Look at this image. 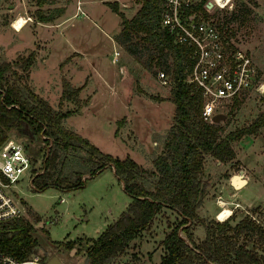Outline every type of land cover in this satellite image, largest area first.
Wrapping results in <instances>:
<instances>
[{"label":"rangeland","instance_id":"374dc122","mask_svg":"<svg viewBox=\"0 0 264 264\" xmlns=\"http://www.w3.org/2000/svg\"><path fill=\"white\" fill-rule=\"evenodd\" d=\"M38 1L0 0V62H10L16 71L10 80L26 96H30L27 87L54 110H70L71 114L62 120L65 127L104 153L132 158L146 169L141 179L150 188L155 180L149 173L152 159L161 152L172 122L171 85L159 83L156 64L152 62L147 70L113 41L120 29V18L106 4L116 2L118 10L130 18L142 0H84L83 12L75 9L78 0H44L40 4ZM56 8L62 10L60 15ZM17 15L27 20L18 30L12 27ZM38 16L52 18L41 22ZM222 16L227 18L229 14ZM229 23L234 41L251 54L264 80V0H238L235 18ZM114 50L119 52L115 62ZM30 53L32 64L25 72L23 58ZM62 78L81 89L75 98L59 104ZM222 110L225 118L218 122L222 134L248 125L264 110V91L250 90L227 102ZM6 135L26 149L44 147L43 141H29L14 128L7 130ZM231 147L234 155L228 161L205 156L201 173L204 195L196 208L197 215L206 221H222L216 216L226 207L231 224L248 218L264 228V125L232 141ZM40 155L34 157V167L40 165ZM86 156L85 151L66 152L63 174L86 173ZM239 169L250 180L237 190L230 187L228 178ZM26 185L27 175L23 174L12 188L21 207L17 217L31 225L36 240L33 251L43 257L56 255L62 264H83L86 239L97 238L130 202L109 167L68 191L53 187L34 191ZM179 219L173 210L162 207L148 227L107 264H157L163 251L161 241ZM189 231L195 242L204 237L203 226L195 220ZM235 239L264 260L260 250L264 241L257 234L241 233ZM68 241L76 243L68 248L64 245Z\"/></svg>","mask_w":264,"mask_h":264},{"label":"trees","instance_id":"16d2710c","mask_svg":"<svg viewBox=\"0 0 264 264\" xmlns=\"http://www.w3.org/2000/svg\"><path fill=\"white\" fill-rule=\"evenodd\" d=\"M106 4L120 18V29L113 36L114 41L147 70L153 62L171 79L172 122L163 139L161 152L152 159L153 168L149 170L155 177L152 186L149 188L143 183L141 178L146 169L132 158L104 153L79 133L65 127L62 120L71 114L70 110H54L27 87L30 96H26L24 90L10 80L16 71L7 61L0 62V144L7 138L6 131L12 128L29 141H43V149L38 146L25 148L32 162L41 153L40 171L31 178L34 191L46 187L72 190L105 167L113 170L130 202L97 238L86 239L85 256L89 264H107L116 259L129 241L148 227L162 207L173 210L180 219L162 239L163 251L157 264H264L254 250L235 239L243 233L248 236L257 234L258 239L264 241L262 226L248 218L234 224L230 223V217L222 221H206L196 212L204 195L201 173L205 156L222 162L232 159L231 142L263 126L264 110L248 125L225 134H222L218 122H204L199 115L201 97L184 81L183 62L187 48L174 43L172 35L161 25L162 0H142L130 18L118 10L116 2L107 1ZM55 11L58 15L62 13L59 8ZM51 18L38 16L41 22ZM234 18L235 10L227 18L222 17L227 23ZM32 58V53L23 58L25 72L32 64ZM79 89L62 78L59 104L62 100L75 98ZM77 150L87 154L89 166L86 173L63 174L66 152ZM193 220L204 229V237L198 242L193 240L189 231ZM75 243L68 241L64 245L71 248ZM35 245L31 225L24 218L0 222V250L24 258L33 252ZM260 250L264 252V245Z\"/></svg>","mask_w":264,"mask_h":264},{"label":"built area","instance_id":"2783aa9c","mask_svg":"<svg viewBox=\"0 0 264 264\" xmlns=\"http://www.w3.org/2000/svg\"><path fill=\"white\" fill-rule=\"evenodd\" d=\"M238 0H162L161 25L172 35L173 42L187 48L183 62L184 81L201 97L200 118L213 123L212 117L223 113L225 104L250 91H264L262 74L251 54L233 39L230 23L222 14L235 10ZM77 10L81 11L79 6ZM119 52L113 51L112 61ZM156 78L161 85L171 79L162 69ZM25 148L13 139L0 144V222L20 215L21 207L12 188L21 175L31 178L40 171L34 167ZM49 257L32 252L24 258L0 250V264H48Z\"/></svg>","mask_w":264,"mask_h":264},{"label":"water","instance_id":"95a60500","mask_svg":"<svg viewBox=\"0 0 264 264\" xmlns=\"http://www.w3.org/2000/svg\"><path fill=\"white\" fill-rule=\"evenodd\" d=\"M225 118L224 113H217L212 117L213 122H219L220 120ZM246 182V179L242 176V170L239 169L237 173L232 174L230 176V183L233 187L237 188L244 184ZM48 264H62L60 259L56 255H51L48 258ZM83 264H89L88 258L85 256Z\"/></svg>","mask_w":264,"mask_h":264},{"label":"bare ground","instance_id":"6f19581e","mask_svg":"<svg viewBox=\"0 0 264 264\" xmlns=\"http://www.w3.org/2000/svg\"><path fill=\"white\" fill-rule=\"evenodd\" d=\"M26 21L27 20L22 15H17L12 21V27L18 30L26 23ZM229 214V209L225 207L222 211L217 214L216 217L218 220H224Z\"/></svg>","mask_w":264,"mask_h":264},{"label":"crops","instance_id":"0c3cea01","mask_svg":"<svg viewBox=\"0 0 264 264\" xmlns=\"http://www.w3.org/2000/svg\"><path fill=\"white\" fill-rule=\"evenodd\" d=\"M84 0H78V1H75V9L77 10V8H76V5H78L79 6V8H80V10L83 12V10H82V8H81V4H82V2H83ZM101 1H103V0H101ZM104 1H106V0H104ZM77 2V3H76ZM66 9V8H65ZM65 9H64V13H65ZM75 13V12H74ZM73 13V14H74ZM114 41V40H113ZM115 42V41H114ZM116 43V42H115ZM117 44V43H116ZM74 52H77V51H74ZM79 53V52H78ZM112 82H110V89H112ZM80 88V87H79ZM81 89V88H80ZM79 89V90H80ZM115 90L118 92V90L116 89V86H115ZM115 90H113V91H115ZM157 101V100H156ZM157 102H163L162 100L161 101H157ZM126 119V118H125ZM127 122L130 124V120L129 119H127ZM151 129H152V127H151ZM111 169V168H110ZM112 170V169H111ZM242 170V176L246 179V182L244 183V184H242L241 186H239V187H237V188H235V187H233L232 185H231V183H230V176L232 175H230L229 176V178H228V183H229V185H230V187L231 188H233V189H237V190H240V189H242L244 186H246L247 184H248V181L250 180V177H248V176H246L245 174H244V170L243 169H241Z\"/></svg>","mask_w":264,"mask_h":264}]
</instances>
